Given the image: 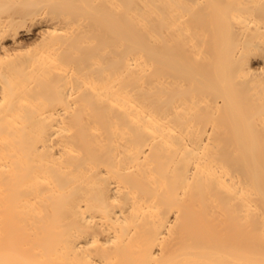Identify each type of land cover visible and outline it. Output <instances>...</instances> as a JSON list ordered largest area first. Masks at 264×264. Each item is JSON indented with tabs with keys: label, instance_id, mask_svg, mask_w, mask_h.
Segmentation results:
<instances>
[{
	"label": "bare ground",
	"instance_id": "obj_1",
	"mask_svg": "<svg viewBox=\"0 0 264 264\" xmlns=\"http://www.w3.org/2000/svg\"><path fill=\"white\" fill-rule=\"evenodd\" d=\"M0 264H264V0H0Z\"/></svg>",
	"mask_w": 264,
	"mask_h": 264
}]
</instances>
